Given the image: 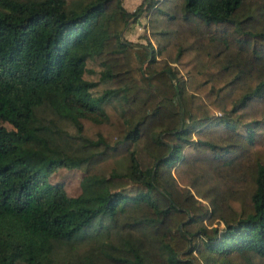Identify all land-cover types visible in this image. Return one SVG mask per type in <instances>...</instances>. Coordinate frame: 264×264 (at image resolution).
<instances>
[{"label":"trees","instance_id":"obj_1","mask_svg":"<svg viewBox=\"0 0 264 264\" xmlns=\"http://www.w3.org/2000/svg\"><path fill=\"white\" fill-rule=\"evenodd\" d=\"M0 264H264V0H0Z\"/></svg>","mask_w":264,"mask_h":264},{"label":"rangeland","instance_id":"obj_2","mask_svg":"<svg viewBox=\"0 0 264 264\" xmlns=\"http://www.w3.org/2000/svg\"><path fill=\"white\" fill-rule=\"evenodd\" d=\"M146 16L147 17L143 23H141L139 19L137 23L130 22L123 31L122 34L123 39L129 42H133L134 44H145L144 36L147 34L146 29H147L148 12ZM152 82L160 90L161 93L168 92V88L167 90L165 88V84L167 83V80H165L164 76L154 78ZM111 118H114V116L111 115ZM3 125L6 126L7 128H10V125L6 123L5 124L3 123ZM47 163L48 161L40 164L43 171H45L44 169L47 166ZM82 177H83V172L80 170L60 168L57 172H54L50 176H47V181L53 185L56 184L61 185L69 196H77L80 193L79 183ZM220 227H222V225H220Z\"/></svg>","mask_w":264,"mask_h":264},{"label":"crops","instance_id":"obj_3","mask_svg":"<svg viewBox=\"0 0 264 264\" xmlns=\"http://www.w3.org/2000/svg\"><path fill=\"white\" fill-rule=\"evenodd\" d=\"M142 1L143 0H122V6L128 12H133L135 9H137L139 7V5L142 3ZM146 15H147L146 11H143L140 14L139 20L141 23H143L144 20L146 19V17H147Z\"/></svg>","mask_w":264,"mask_h":264}]
</instances>
